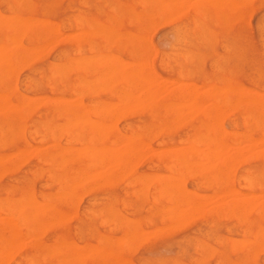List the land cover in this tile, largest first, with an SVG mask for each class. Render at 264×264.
<instances>
[{"label": "rangeland", "instance_id": "374dc122", "mask_svg": "<svg viewBox=\"0 0 264 264\" xmlns=\"http://www.w3.org/2000/svg\"><path fill=\"white\" fill-rule=\"evenodd\" d=\"M18 1L20 2L19 5H17ZM18 1L15 3L14 0H0V17L3 18H0V44L2 43L0 49L2 48L3 51L6 49L4 52L0 50V52H2V54L0 53V80L2 79L0 81V96L2 99H0L3 101L4 106L6 105L5 107H2L3 104H1L2 101H0V108H3L0 109V112H2V110L6 111V117L3 116V113H5L4 111L2 114L0 113V131L2 132L3 130L2 133H4H0L2 134L0 135V202H2L0 204V218L2 220L0 221H3V219L8 221L10 218V222L14 223L8 224V221V223L3 222V224L0 222V235H2L0 245L3 246V248L0 246L2 248L0 249V264H31L30 262L34 264H57L58 261L60 264H90V261L91 263L93 262V264H264V220L262 218L264 217V204H261L264 201V181H262L264 180V158L260 156L257 158L256 155L257 152H259V154L264 153V99L261 97L264 96V0H79L80 2L78 0H25L24 3V0ZM164 1L166 2L164 3ZM7 5L9 6L7 7ZM22 5H24L23 8L21 7ZM158 6L160 8H158ZM9 9L13 11L10 12ZM184 9H186V11ZM3 14L5 16L10 15V19L8 17L4 18L5 16ZM16 15L24 16L22 17L24 20L20 17L15 18L14 20L11 19ZM74 16L75 18H73ZM77 16L78 19L80 17V21H83H81L84 23V25L82 24L83 26L78 24L81 22L77 23ZM128 17L132 19L134 18V20H130ZM25 18L28 19L25 21ZM19 19L20 21L17 22ZM9 21L12 25L8 24L10 23ZM27 21H29V25L31 23L32 29L30 28L31 26L29 27L27 25ZM20 22L22 23V26H20ZM34 22L36 23L34 24ZM147 23H149V25ZM109 25L113 31H111ZM142 26H145L146 29ZM138 27H140L139 31H137ZM15 28L16 31L14 32L13 29L15 30ZM46 28L47 30H45ZM67 28L68 30H66ZM19 30L20 33L18 32ZM71 31L74 34L75 32H80L78 34L79 36H77V33L75 34V39L80 37V35L82 37L84 34H91L93 32L97 33L83 36V40L81 38V40L77 39L76 41L74 37L72 38L74 34H72ZM106 31H108L110 36L106 34ZM117 31H120V33ZM129 31L131 34H129ZM17 32L21 34V36H19ZM124 32L128 33L125 34ZM56 33L58 36H55ZM114 34L117 36L114 37L115 41L110 38L112 37L113 39ZM127 34L128 36H126ZM5 35L7 36L5 37ZM47 35L50 36L48 37ZM14 36L16 38L18 36L19 39L17 38V41L16 39L12 41V39L15 38ZM27 36L31 38L28 37V40ZM105 36H108L109 39H105ZM62 37L64 40L60 39ZM127 37H130V39ZM50 38H52V40H49ZM8 39L12 41V43L16 41L19 45L15 44V42L12 46V43L8 42L10 45L7 44L11 46L8 47L6 44V42L9 41ZM121 39H123V41H121ZM133 39L136 42L134 41V44H132V41L130 44L136 48L135 54L134 48L127 43ZM51 41L52 44L48 43ZM108 41H110V43ZM118 41L121 42V45L123 46H121L120 43L117 45L116 43H118ZM77 42L80 45H77ZM88 43H90V45L94 43L92 48L89 45L92 51L88 48ZM5 44L7 45L6 48H4ZM39 44H41L40 47ZM33 45H37L35 50ZM78 46L81 47L79 48V50L81 49L80 51L77 50ZM13 48L16 49V53ZM27 49H30V51H28V54L26 55ZM94 49L95 51H93ZM11 51L14 52V55L13 53H10ZM33 51H35L34 55L36 54L37 56L29 55V52H32L31 54H33ZM8 52L10 53V58ZM37 52L39 53L37 54ZM76 52L79 53L76 54ZM99 52L100 54H98ZM148 52H150V54ZM7 53L8 56L4 57ZM19 53L21 56L24 55L23 58ZM138 53L139 55L137 56L136 54ZM185 55L187 56L186 58ZM194 55L195 57H193ZM80 56H83V59H79H85L83 62L88 64L86 65L90 72L84 69L86 67L85 63L81 60L78 61V57ZM114 56H118V60H115L114 58L116 57ZM13 57L15 59H13ZM75 57L77 60H74ZM8 58L9 60H7ZM107 58H109V61H107ZM14 60L19 61L15 62ZM92 60H100V62L98 61L96 63ZM102 60L106 64L102 62ZM77 61L78 64L76 63ZM80 61L83 64L80 63ZM145 61L147 63H145L146 65H143L145 69L143 68V70H141L142 68L140 69V66H142ZM108 62H110V64ZM140 62L142 63L138 65ZM52 63L56 65V67L58 66L57 64H62V66L69 65L67 67L64 66L63 68H65V70L62 71V66H58V68H56L57 70H55ZM81 64L82 66L79 67ZM71 66H74L77 70ZM106 66L107 68L111 67V70L108 68L111 71L109 74V70L105 68ZM6 67L8 68L6 69ZM114 67L116 69H114ZM4 68L7 72H5ZM59 68L61 69L59 71L60 75L58 72ZM148 68L150 70H148ZM53 69L54 71H52ZM104 69H106V72ZM139 69L142 73L136 72ZM56 72H58L57 74L59 76L55 74ZM136 73H138V75ZM179 73H182V76H180ZM5 74L8 76L5 77ZM134 74L137 77L142 78L143 76L146 79H149L148 83L145 78H142V80H145L144 82V80L142 81ZM103 75L105 77H103ZM145 75H147V77ZM121 76H123V78L119 79ZM113 77H116V81ZM47 78H49V80ZM124 78L127 82L123 81ZM150 79H152V82ZM170 80H172V82ZM82 81L83 83L85 81V87H83V83L78 84L79 86L76 85ZM88 81L93 83H88ZM138 81L140 83L143 82L144 84L142 83V85H139ZM167 82H169V84H166ZM145 83H147V87L145 86ZM183 83L186 85V88L184 87L185 85H182ZM187 83L192 87L189 88ZM151 84L153 86H151ZM194 84L196 86H194ZM50 85H53V87L51 86L49 88ZM74 85L76 86L74 87ZM122 85H124V87H122ZM167 85L172 87H167ZM212 85L214 87H212ZM89 87L92 88L91 91L94 90L93 95H91L92 92H90ZM99 87L101 90H99ZM125 87L127 90H123L126 89ZM180 87H183V89ZM244 87L247 88L245 89ZM187 88L189 91L192 89L193 91L190 92L193 94H190V92L187 91ZM249 88H251L249 91H253V89L255 90L254 92L251 91L250 94L252 95L249 94V96H247L248 94L245 93L246 96H244L245 94L242 96L243 90L247 91ZM81 89L83 90L82 93L79 91ZM204 89H206V91ZM72 90L75 92H71ZM184 90L185 92L187 91V93H184ZM79 92L81 94H78L79 96H77V93ZM180 93L182 94L180 95ZM73 94H75L76 97H74L75 95ZM188 94L194 96L191 97ZM24 95H27L29 99L27 96L23 97ZM132 96H134V98H132ZM237 96H240V98ZM63 97H66V101ZM146 97H148V99ZM246 97L249 98L247 99ZM26 98L27 102H25ZM59 98L65 103L69 101V104L71 102L70 99L72 98V101L76 98L78 101L77 99L76 101L74 100V102H71V106L68 104V107L66 106L65 109L63 108L64 105L62 106V103L57 104ZM80 98L82 99L81 101H79ZM189 98H192V100ZM234 98L237 101H235ZM5 99H7V103L4 102ZM152 99L153 102L151 104ZM55 100L57 103H55ZM154 100L156 101L154 102ZM248 100L251 102H257H254L252 103L253 105H251V102L248 103ZM141 101L142 103H140ZM183 101H186L185 104L187 106L193 102L197 103L198 105L196 104V106H199L197 108L198 110L192 108V106L195 108V103H193L194 105L190 104V107H186L184 103H181ZM18 102H20V105H29V108L31 104V110H28V112H31L27 114L28 112L24 110L23 114V110H21L23 105L20 108ZM64 102L63 104H65ZM198 102H200L201 105ZM237 102L241 105V108H238L239 105ZM126 103L130 104V106ZM257 103H259L260 106ZM100 104H102V107ZM256 104L260 109L258 107V109L255 108ZM32 105L36 107L33 109ZM12 106L14 107L11 108ZM17 106L20 108L19 110H16L15 107ZM24 107L22 109H24ZM177 107H179V109ZM8 109H12L14 113L11 112L12 110L8 111ZM70 112L74 113V117L78 112H81L80 115L78 114L79 116L83 113L84 114L82 117H77L76 115V118H78L76 119L74 117L72 118V113ZM188 112L191 113L187 115ZM57 113L58 115L56 116ZM247 114L251 115V117ZM70 115V120H77L76 123L74 121V123L69 121ZM114 115L115 117H113ZM185 117L186 121L184 120ZM253 117L254 119L252 120ZM82 119L85 123H82ZM171 119L172 121L177 120L172 122ZM255 119H257L259 123ZM159 120L161 123H159ZM200 120L202 123H200ZM66 121L68 123H66ZM180 121L182 123H179ZM69 122L73 125L69 124ZM246 122L248 125H245ZM77 123L79 124L76 126ZM199 123L201 125H199ZM56 124L63 129L58 127L57 129L56 126L53 127V125ZM210 124L212 127H210ZM255 124L258 125L256 126ZM138 125L140 128L137 129ZM71 126H73V128ZM91 126L94 134H91L93 133L92 128H90ZM94 127L98 130H103L102 135L105 138L104 140L98 138L102 136L100 133L101 131L99 132ZM141 128L143 130H141ZM168 130H170V132ZM104 131L107 132L106 135ZM59 132L63 134V138H60L59 135L61 134ZM133 132L134 134H132ZM80 133L81 135L78 136ZM8 134L9 136L13 135L12 140ZM51 134H54L55 136L50 137ZM135 134H138V136L136 135L135 137ZM5 135L10 139V143L8 142V138H5ZM93 135H97L98 137H93ZM133 135L135 139L133 138ZM195 135H199V138H196ZM74 136L76 139H74ZM89 136L92 138H89ZM154 136L156 137L154 138ZM250 136L253 137L254 141H250ZM43 137L44 139H42ZM39 138L42 140L39 141ZM89 139H93V142ZM199 139L202 140L200 141ZM115 141L116 143H114ZM245 141H249V143H246ZM195 142H199L197 146ZM91 145H94V147L100 145V148L98 147L99 150L98 148L93 149V146ZM101 145H104V151L103 149L100 150L102 148ZM194 145L196 148L198 147L200 152H197V149L194 150ZM68 146L74 149L72 150L70 148L69 150ZM122 146H127V148H123ZM62 147L65 150L62 149ZM170 147L172 148L170 149ZM189 147H191L190 150L193 155L188 152L190 151ZM253 148H255L254 151ZM18 149L20 153L17 151ZM165 149L166 152L164 153L162 150L165 151ZM202 149L207 150H203L205 154ZM250 149L253 152L256 151L254 155L255 157L253 156L254 153L250 152ZM139 150L140 152H137ZM170 150L172 151L170 152ZM55 151L59 152L56 153ZM87 151L93 152H90V155L91 153L96 155H91L89 157L86 153ZM105 151L109 152L110 155ZM118 151L120 153H118ZM194 151L196 152L195 154ZM54 152L56 154L60 153V156L62 157L55 155ZM176 152L178 153L177 155H181L178 156L179 160L177 155H174ZM127 153H130L131 155L129 156ZM105 154L107 155V159ZM157 154H160L159 156L161 157ZM197 154L199 155L198 157ZM128 156L130 158H128ZM137 156L139 157V160ZM170 156L172 159H170ZM190 156L191 158H189ZM173 158H175L176 161ZM249 158H251V160H248ZM230 159L232 160L231 162ZM107 160H109V163ZM135 160L136 162H134ZM186 160H188L187 163ZM122 161L124 163H122ZM245 161L246 163H244ZM248 161L249 164L247 163ZM189 162H191L192 165L189 164ZM126 163L130 164V167ZM163 163H165V166ZM231 163L232 165L229 166ZM194 164H197V166ZM167 165H169V168L166 167ZM47 166L49 168L51 167L50 172L52 175L49 173V168ZM213 166H216L215 169H213ZM200 167L201 169L199 170ZM195 168L197 169L194 170ZM194 171L195 173H193ZM196 172H200L202 177ZM191 174L193 175L192 177H190ZM149 177L152 179L148 180L150 179ZM178 177H180L182 181ZM54 178L57 179L54 180ZM161 178L167 179L163 181ZM173 178L176 180H173ZM217 178L218 180H214ZM153 179L155 180L152 181ZM202 179H204V181ZM139 180L140 182H138ZM248 181L251 184H249ZM164 182L165 184H163ZM174 183H176V185H173ZM170 185L172 188H170ZM143 186H146L147 192ZM74 187L75 189H73ZM140 187L142 191L140 190ZM250 187H252V189ZM157 188L159 190H157ZM71 190L74 191L71 192ZM137 190L139 191L137 192L138 194L135 193ZM134 194L136 195L134 196ZM248 195L251 196L249 197ZM26 197H31L30 200L33 202H30L32 204L27 203L29 198ZM167 197H169L168 199L171 201L168 200ZM16 198H21L20 200L23 204L21 203L22 205H20V207H18L20 200H17ZM68 198L71 199L70 202ZM241 198H248V200L243 199V201ZM240 200H242V202ZM245 200H247L246 204ZM10 201H12V203L15 201V203L12 204ZM123 201H125V204ZM43 202L47 204H44ZM172 202L173 205H170ZM215 203L221 205H214ZM2 204L6 208H3L4 206ZM205 204L208 209L204 207ZM258 204H260L262 208ZM12 205H14L13 210L16 208L13 211L14 214H11L13 217L10 214V216L8 215V213L12 211ZM46 205H48V207H45ZM247 205L250 207H247ZM23 206H27L26 209L23 208ZM28 206H30V208ZM171 206L174 207H172L173 210L171 209ZM162 207L163 209H161ZM167 207L169 211L167 210ZM230 207H232V209ZM7 208L9 212H7ZM31 208H34V210H31ZM46 208L48 210H46ZM190 208H194L196 211L193 209L191 211ZM17 209L18 213L16 215L15 212ZM239 209H241V211ZM243 209L246 212L244 214ZM3 210L4 213L2 212ZM54 210L59 214L57 215ZM187 210L189 211L187 212ZM260 210H262V213ZM175 211L178 213H175ZM179 211L183 217L180 215ZM25 212L27 214L24 215ZM29 212L32 216L29 215ZM47 212L48 214H46ZM69 213H71V216ZM236 214L238 215L235 216ZM14 216L20 221H16ZM26 217H29L33 222H30L31 220H28ZM25 218L26 223H24ZM55 218H57L59 222L61 220L60 225ZM242 218H245V220H242ZM128 219L131 220V222ZM236 219L239 221L241 219L240 222L242 224ZM127 221L129 222L127 223ZM17 222L18 227L15 229L16 231L18 230L17 232L20 231V238L23 239L18 238L16 241L14 238L15 242H11L14 241L12 239L14 236L13 233L10 234V232L12 228L14 230L13 226L15 225L16 227ZM35 222L39 223V225L41 224L40 227L39 225L37 227V223L36 225L33 224ZM27 223L28 225L26 226ZM168 223L171 224L169 228H167L169 225ZM52 224L54 227L52 226L51 228ZM54 224L58 225L55 226ZM10 225L12 228H10ZM33 225L34 227L32 228ZM126 225H128V227ZM35 226L37 231H40L39 234L41 233L42 235H37V231L34 229ZM25 227L28 229H25ZM176 227L179 228V230ZM3 228H5L4 231ZM30 229L35 231L36 234L32 235L34 232L30 231ZM246 229H248L247 232ZM259 229H263L261 230L262 234H260L261 231ZM155 231L157 232V235L155 234ZM30 232L32 233L31 235ZM160 232L162 233L160 234ZM152 235H155V237H151ZM253 235L255 236L253 237ZM129 236H131V238ZM4 238H6L5 241ZM247 238H250L251 240H248ZM218 239L221 243L218 242ZM241 239L244 241L242 242ZM246 240L248 241L245 242ZM36 241H38L39 245H36L35 247L34 244ZM121 241L125 242V244ZM250 241H253V244L249 243ZM57 242L60 245H58ZM15 243H18V246ZM126 243H128L129 246ZM232 244L233 246L235 245L232 247V249L234 248L233 250L231 249ZM65 245H67V247ZM259 245H262V249ZM55 246L62 250L66 249L67 251H60V249ZM33 247L36 252H34ZM119 247L121 248L119 249ZM83 248H85L84 250L87 248V251H84ZM116 248H118V251H116L117 253H115ZM248 248L249 250H247ZM109 249H112V252ZM53 250L55 251V254L53 253ZM79 250L82 251L78 252ZM208 251L212 252L209 253ZM247 252L249 254H247ZM50 253L53 254V256ZM88 253L89 256L87 257ZM95 253H98L101 257L96 255L94 258ZM9 254L11 255L9 256ZM57 255H60V259L59 257L56 259ZM27 256L28 258H26ZM29 256L32 258L30 262H28L30 260ZM77 256L82 261L80 260L79 262H76L78 261V258H76ZM89 257L92 260L89 259Z\"/></svg>", "mask_w": 264, "mask_h": 264}, {"label": "bare ground", "instance_id": "6f19581e", "mask_svg": "<svg viewBox=\"0 0 264 264\" xmlns=\"http://www.w3.org/2000/svg\"><path fill=\"white\" fill-rule=\"evenodd\" d=\"M14 1H15V3H16V1H18V0H14ZM20 1H21V0H20ZM78 1H79V0H78ZM82 1H83V0H82ZM160 1H161V0H160ZM24 2H25V0L23 1V3H24ZM79 2H80V1H79ZM153 2H155V1H153ZM165 2H166V1H164V3H165ZM203 2H204V1H203ZM19 3H20V2L18 1V2H17V5H19ZM145 3H146V2H145ZM156 3H157V1H156ZM158 3H159V2H158ZM195 3H196V2H195ZM168 4H169V3H168ZM260 4H261V3H260ZM9 5H10V4H9ZM9 5H7V7H8ZM155 5H156V4H155ZM158 5H159V4H158ZM193 5H194V4H193ZM10 6H11V5H10ZM12 6H13V5H12ZM23 6H24V5H22L21 7L23 8ZM156 6H157V5H156ZM179 6H180V5H179ZM13 7H14V6H13ZM21 7H20V8H21ZM166 7H168V6H166ZM185 7H186V6H185ZM158 8H160V7L158 6ZM175 8H176V7H175ZM175 8H174V9H175ZM181 8H182V7H181ZM186 8H187V7H186ZM13 9H14V8H13ZM111 9H113V8H111ZM9 10H10V9H9ZM114 10H115V9H114ZM141 10H142V9H141ZM156 10H157V9H156ZM158 10H159V9H158ZM184 10L186 11V9H184ZM184 10H183V11H184ZM11 11H13V10H10V12H11ZM23 11H24V10H23ZM146 11H147V10H146ZM151 11H152V10H151ZM176 11H179V10H176ZM181 12H182V9H181ZM178 13H180V12H178ZM183 13H184V12H183ZM75 14H76V13H75ZM125 14H126V13H125ZM137 14H138V13H137ZM168 14H170V13H168ZM180 14H181V13H180ZM3 15H4V14H3ZM117 15H118V14H117ZM176 15H177V14H176ZM4 16H5V15H4ZM9 16H10V15H9ZM9 16H5L4 18H6V17L9 18ZM17 16H18V17H17ZM119 16H120V15H119ZM143 16H144V15H143ZM168 16H169V15H168ZM13 17H14V16H13ZM19 17L22 18V17H24V16L16 15L14 18H11V19L14 20L15 18H19ZM26 17H27V16H26ZM132 17H133V16H132ZM179 17H180V16H179ZM0 18L3 19L2 17H0ZM73 18H75V16H74ZM76 18H77L76 20H78L77 23L82 21V20H81V21L79 20L80 17H79V19H78V16H77ZM168 18H169V17H168ZM170 18H171V16H170ZM1 19H0V20H1ZM9 19H10V18H9ZM22 19L24 20V18H22ZM22 19H21V20H22ZM26 19H28V18H25V21H26ZM32 19H34V18H32ZM128 19L131 20L132 18L128 17ZM177 19H178V17H177ZM76 20H75V21H76ZM132 20H134V18H133ZM169 20H170V19H169ZM19 21H20V19L17 20V22H19ZM25 21H24V22H25ZM33 21H35V20H33ZM9 22H10V21H9ZM12 22H14V21H12ZM15 22H16V20H15ZM15 22H14V23H15ZM27 22H28L27 25H28L29 27L31 26L30 28L32 29V25H31V23H30V25H29V21H27ZM69 22H70V21H69ZM69 22H68V23H69ZM82 22H83V21H82ZM82 22H81V23H78V24H81V25L83 24V25H84V23H82ZM109 22H110V21H109ZM129 22H130V21H129ZM171 22H172V21H171ZM20 23H21V22H20ZM35 23H36V22H34V24H35ZM75 23H76V22H75ZM77 23H76V25H77ZM130 23H131V22H130ZM8 24H11V25H12L11 22L8 23ZM16 24H17V23H16ZM18 24H19V23H18ZM25 24H26V23H25ZM34 24H33V26H34ZM147 24L149 25V23H147ZM5 25H6V24H5ZM13 25H14V24H13ZM19 25H20V24H19ZM70 25H71V23H70ZM83 25H82V26H83ZM20 26H22V23H21ZM28 26H26V27H28ZM35 26H36V25H35ZM53 26H55V25H53ZM92 26H94V25H92ZM11 27H12V26H11ZM23 27H24V26H23ZM23 27H22V28H23ZM29 27H28V28H29ZM37 27H38V26H37ZM78 27H81V26H78ZM142 27H143V26H142ZM144 27H145V26H144ZM144 27H143V28H144ZM18 28H19V26H18ZM20 28H21V27H20ZM24 28H25V27H24ZM30 28H29V29H30ZM42 28H43V27H42ZM42 28H40V29H42ZM70 28H71V26H70ZM75 28H76V27H75ZM90 28H91V27H90ZM109 28H110V25H109ZM139 28H140V27H138V30H137V31H139ZM25 29H26V28H25ZM31 29H30V30H31ZM101 29H102V28H101ZM105 29H106V28H105ZM110 29H111V28H110ZM110 29H109V30H110ZM145 29H146V27H145ZM43 30H44V29H43ZM45 30H47V28H46ZM45 30H44V31H45ZM66 30H68V28H67ZM79 30H80V29H79ZM82 30H83V29H82ZM107 30H108V29H107ZM141 30H142V28H141ZM141 30H140V31H141ZM147 30H148V28H147ZM150 30H151V29H150ZM13 31L15 32V31H16V28H15V30L13 29ZM32 31H33V30H32ZM91 31H92V30H91ZM96 31H97V30H96ZM99 31H100V30H99ZM111 31H113V29H111ZM126 31H127V30H126ZM18 32L20 33V30H19ZM18 32H17V34H19ZM33 32H34V31H33ZM35 32H36V31H35ZM59 32H60V31H59ZM71 32H72V31H71ZM89 32H90V31H89ZM102 32H103V31H102ZM102 32H101V34H102ZM117 32L120 33V31H117ZM21 33H22V32H21ZM23 33H24V29H23ZM42 33H43V32H42ZM57 33H58V31H57ZM57 33H56L55 36H58ZM61 33H62V32H61ZM76 33H77V36H79L78 34H79L80 32H79V33H78V32H75V34H76ZM85 33H86V32H85ZM96 33H97V32H95V33L93 32V33H91V34H96ZM103 33H105V32H103ZM113 33H114V32H113ZM115 33H116V32H115ZM124 33L126 34V33H128V32H124ZM15 34H16V33H15ZM17 34H16V35H17ZM44 34H45V33H44ZM64 34H65V33H64ZM66 34H67V33H66ZM69 34H70V33H69ZM72 34H74V33L72 32ZM75 34H74V36H72V38L74 37V39H75V36H76ZM91 34H86V35L88 36V35H91ZM106 34L109 35V34H108V31H106ZM111 34H112V33H111ZM117 34H118V33H117ZM125 34H124V35H125ZM129 34H131L130 31H129ZM13 35H14V34H13ZM39 35H40V34H39ZM39 35H38V36H39ZM86 35L84 34V35H82V37H81V35H80V37H78L77 39H80V40H81V38H82V40H83V39H84L83 36H86ZM99 35H100V33H99ZM102 35H103V34H102ZM102 35H101V36H102ZM6 36H7V35H5V37H6ZM19 36H21V34H19ZM34 36H35V35H34ZM42 36H43V35H42ZM44 36H45V35H44ZM47 36L49 37L50 35H47ZM47 36H46V38H47ZM52 36H53V35H52ZM69 36H70V35H69ZM69 36H68V37H69ZM92 36H93V35H92ZM109 36H110V35H109ZM115 36H116V35L114 34L113 39H112V37H110L111 40H114V37H115ZM122 36H123V34H122ZM126 36H128V34H127ZM131 36H132V35H131ZM131 36H130V37H131ZM133 36H134V35H133ZM14 37H15V36H14ZM28 37H29V36H27V38H28ZM35 37H36V36H35ZM59 37H60V35H59ZM59 37H55V38H59ZM66 37H67V36H66ZM105 37H106L105 39H109L108 36H105ZM107 37H108V38H107ZM116 37H117V36H116ZM119 37H120V36H119ZM130 37H127V38L130 39ZM10 38H11V37H10ZM17 38H18V36H17ZM17 38H16V37L13 38L12 41H13L14 39H16V41H17ZM29 38H31V37H29ZM29 38H28V40H29ZM64 38H65V37H64ZM69 38H71V37H69ZM102 38H103V36H102ZM133 38H134V37H133ZM18 39H19V38H18ZM60 39H63V37L60 38ZM66 39H67V38H66ZM77 39H75V40L77 41ZM85 39H86V38H85ZM116 39H117V38H116ZM118 39H119V38H118ZM134 39H135V38H134ZM134 39H133V40H130V41H128V42L126 41V42L130 44V42L133 41L132 44H134V41H135ZM6 40H7V39H6ZM8 40H9V39H8ZM47 40H48V39H47ZM49 40H52V38H50ZM56 40H57V39H56ZM63 40H64V39H63ZM100 40H101V39H100ZM103 40H104V39H103ZM148 40H149V39H148ZM12 41L9 40V41L6 42V44H7L8 42L12 43ZM16 41H15V42H16ZM54 41H55V40H54ZM114 41H115V40H114ZM119 41H120V40H119ZM119 41H118V43H116L117 45H118L119 43H120V45H121V42H119ZM121 41H123V39H121ZM138 41H139V40H138ZM15 42H13V43H15ZM71 42H72V41H71ZM108 42L110 43V41H108ZM126 42H125V44H126ZM135 42H136V41H135ZM143 42H144V41H143ZM147 42H148V41H147ZM13 43H12V46L14 45ZM48 43H51V44H52V41H51V42H48ZM58 43H59V41H58ZM90 43H91V42H90ZM90 43H88V46L90 45ZM111 43H112V41H111ZM3 44H4V43H3ZM6 44H5L4 48H6V46H7L9 43H8L7 45H6ZM15 44H17V42H16ZM44 44H45V43H44ZM51 44H50V46H51ZM132 44H130V46H131L132 48H134V46H133ZM141 44H142V42H141ZM222 44H223V43H222ZM0 45H2V43H1ZM9 45H10V44H9ZM9 45H8V47H11V46H9ZM17 45H19V44H17ZM40 45H41V44H39V47H40ZM54 45H56V44H54ZM75 45H76V44H75ZM77 45H80V44L77 42ZM92 45H94V43H92ZM92 45H90L91 48L93 47ZM103 45H104V44H103ZM120 45H119V47H120ZM137 45H138V44H137ZM33 46H34V45H33ZM36 46H37V45H36ZM36 46H34V50H35V47H36ZM90 46H89L88 48H90ZM121 46H123V45H121ZM128 46H129V45H128ZM140 46H141V45H140ZM8 47H7V49H8ZM107 47H108V46H107ZM138 47H139V46H138ZM151 47H152V46H151ZM205 47H206V46H205ZM15 48H16V47H15ZM18 48H19V46H18ZM30 48H31V47H30ZM32 48H33V47H32ZM36 48H37V47H36ZM51 48H52V46H51ZM51 48H50V49H51ZM79 48H81V47L78 46V49H77V50H79ZM91 48H90V50H91ZM117 48H118V47H117ZM139 48H140V47H139ZM11 49H12V48H11ZM13 49H14V48H13ZM16 49H17V48H16ZM16 49H14V50H15V51H14L15 53L17 52ZM45 49H46V48H45ZM135 49H136V48H134V54H135ZM0 50H2V52H4L6 49L3 51V49L1 48ZM36 50H37V49H36ZM40 50H41V49H40ZM43 50H44V49H43ZM77 50H76V51H77ZM80 50H81V49H80ZM80 50H79V51H80ZM90 50H89V51H90ZM127 50H128V49H127ZM129 50H130V49H129ZM146 50H148V49H146ZM28 51H30V49H29V50L27 49V52L25 51V52H26V55L28 54ZM41 51H42V50H41ZM47 51H48V50H47ZM91 51H92V50H91ZM93 51H95V49H94ZM2 52H0V53L2 54ZM6 52H7V51H6ZM14 52L11 51L10 53H11V54L13 53V55H14ZM25 52H24V53H25ZM34 52H35V51H33V54H31L32 52H31V53L29 52V55H33V56H35L36 54L34 55ZM39 52H40V51H39ZM39 52H37V54H38ZM74 52H75V51H74ZM150 52H151V51H150ZM150 52H148V53L150 54ZM8 53H9V52H8ZM8 53H7L6 56H4V57H7V56H8ZM10 53H9V58L11 57V56H10ZM45 53H46V52H45ZM60 53H61V52H60ZM77 53H79V52H76V54H77ZM107 53H108V52H107ZM153 53H154V52H153ZM98 54H100V52H99ZM104 54H105V53H104ZM109 54H110V53H109ZM131 54H132V53H131ZM180 54H181V53H180ZM15 55H16V54H15ZM19 55L21 56L20 53H19ZM42 55H43V54H42ZM74 55H75V54H74ZM95 55H96V54H95ZM106 55H107V54H106ZM113 55H115V54H113ZM136 55L138 56L139 53L136 54ZM199 55H200V54H199ZM16 56H17V55H16ZM16 56H15V57H16ZM23 56H24V55H22L21 57L23 58ZM33 56H32V58H33ZM36 56H37V55H36ZM63 56H64V55H63ZM84 56H86V55H84ZM180 56H181V55H180ZM18 57H19V56H18ZM40 57H42V56H40ZM82 57H83V56H82ZM82 57H81V56L78 57V61L81 60V61L83 62L85 59L82 60V59H83ZM104 57L106 58L105 55H104ZM112 57H113V56H112ZM112 57H111V58H112ZM114 57H116V56H114ZM129 57H130V55H129ZM131 57H132V56H131ZM186 57H187V56L185 55V58H186ZM193 57H195V55H194ZM9 58H8L7 60H9ZM16 58H17V57H16ZM79 58H82V59H79ZM88 58H89V57H88ZM88 58H87V59H88ZM93 58H94V57H93ZM97 58H98V57H97ZM117 58H118V56H117L116 58H114V59L116 60ZM13 59H15V58L13 57ZM36 59H37V58H36ZM87 59H86V60H87ZM100 59H103V58H100ZM107 59H108L107 61H109V58H107ZM119 59H120V58H119ZM144 59H145V58H144ZM3 60H5V59H3ZM11 60H12V59H11ZM74 60H77L76 57H75ZM112 60H113V59H112ZM112 60H111V64H112ZM117 60H118V59H117ZM120 60H121V59H120ZM123 60H124V59H123ZM123 60H122V61H123ZM141 60H143V59H141ZM146 60H147V59H146ZM0 61H1V60H0ZM14 61H15V60H14ZM18 61H19V60L15 61V62H18ZM78 61L76 62L77 64H78ZM81 61H80V63H82ZM88 61H89V60H88ZM92 61H94V60H92ZM92 61H91V62H92ZM98 61L100 62V60H95L94 62L97 63ZM105 61H106V60H105ZM136 61H137V60H136ZM185 61H186V60H185ZM2 62H3V61H2ZM102 62H104V61L102 60ZM102 62H101V65H102ZM113 62H114V61H113ZM120 62H121V61H120ZM53 63H55V62H53ZM53 63H52V64H53ZM57 63H60V62H57ZM57 63H56V64H57ZM68 63L70 64L69 61H68ZM68 63H67V64H68ZM76 63H75V64H76ZM80 63H79V64H80ZM83 63H85V62H83ZM83 63H82V64H83ZM104 63H105V62H104ZM108 63L110 64V62H108ZM108 63H107V64H108ZM116 63H117V62H116ZM137 63H138V61H137ZM141 63H142V62H140L138 65H140ZM145 63H146V61L143 62L142 66H140V69L142 68L141 70H143V68H144L143 65H144ZM161 63H162V62H161ZM213 63H214V62H213ZM67 64H66V65H67ZM69 64H68V65H69ZM82 64L79 65V67H81ZM86 64H87V63H85V66H86V67H85V68L82 67V68H84L85 70H88V71H89V68L87 67L88 64H87V65H86ZM90 64H91V63H90ZM90 64H89V65H90ZM94 64H95V63H94ZM105 64H106V63H105ZM146 64H147V63H146ZM146 64H145V65H146ZM6 65H7V63H6ZM14 65H15V64H14ZM57 65H58V66H62V64H57ZM68 65H67V66H68ZM113 65H114V64H113ZM138 65H136V66H138ZM12 66H13V65H12ZM12 66H11V67H12ZM52 66H54V67H55V70H57L56 68H58V66L56 67V65H54V64H53ZM64 66H65V65H64ZM64 66H62L61 68H63ZM67 66H65V67H67ZM98 66H99V65H98ZM108 66H109V65H108ZM0 67H1V66H0ZM9 67H10V65H9ZM54 67H53V68H54ZM71 67H72V68H75L74 66H71ZM77 67H78V65H77ZM89 67H91V66H89ZM102 67H103V65H102ZM112 67H113V66H112ZM7 68H8V67H6V69H7ZM87 68H88V69H87ZM105 68H107V66H106ZM108 68L111 70V67H108ZM108 68H107V69H108ZM136 68H137V67H136ZM138 68H139V67H138ZM0 69H1V68H0ZM4 69H5V68H4ZM4 69H3V70H4ZM6 69H5V72H7ZM68 69H69V68H68ZM75 69L77 70V68H75ZM75 69H74V70H75ZM109 69H108V70H109ZM114 69H116V68L114 67ZM117 69H118V68H117ZM140 69H139L138 71H136V72H141ZM144 69H145V68H144ZM8 70H9V69H8ZM60 70H61V69L59 68V69H58V72H59ZM64 70H65V68H63L62 71H64ZM66 70H67V69H66ZM105 70H106V69H104V71H105ZM110 70H109L108 74L111 72ZM118 70H119V69H118ZM136 70H137V69H136ZM148 70H150V69L148 68ZM187 70H188V69H187ZM1 71H2V70H1ZM36 71H37V70H36ZM52 71H54V69H53ZM82 71H83V69H82ZM95 71H96V70H95ZM95 71H93V72H95ZM104 71H103V72H104ZM113 71H115V70H113ZM3 72H4V71H3ZM5 72H4V73H5ZM58 72H56L55 74L58 75V74H57ZM89 72H90V71H89ZM105 72H106V71H105ZM121 72H122V71H121ZM144 72H145V70H144ZM153 72H154V71H153ZM4 73H3V74H4ZM119 73H120V72H119ZM141 73H142V72H141ZM114 74H115V73H114ZM120 74H121V73H120ZM120 74H119V75H120ZM136 74L138 75V73H136ZM53 75H54V74H53ZM56 75H54V76H56ZM59 75H60V72H59ZM59 75H58V76H59ZM63 75H64V74H63ZM86 75H87V74H86ZM122 75H123V74H122ZM134 75H135V74H134ZM179 75L182 76V73H179ZM7 76H8V75L5 74V77H7ZM111 76H112V75H111ZM135 76H136V75H135ZM139 76H140V75H139ZM141 76H142V75H141ZM145 76L147 77V75H145ZM187 76H188V75H187ZM1 77H2V74H1ZM40 77H41V75H40ZM61 77H63V76H61ZM103 77H105V76L103 75ZM116 77H117V76H116ZM116 77H115V78H116ZM136 77H137V76H136ZM155 77H156V76H155ZM113 78H114V77H113ZM115 78H114V80L116 81ZM117 78H118V77H117ZM121 78H123V76H121L119 79H121ZM137 78H140V77H137ZM142 78H145V77L142 76ZM142 78H140V79L142 80ZM47 79L49 80V78H47ZM59 79H60V78H59ZM119 79H118V80H119ZM135 79H136V78H135ZM140 79H139V81H140ZM145 79H146V78H145ZM251 79H252V78H251ZM1 80H2V79H1ZM1 80H0V81H1ZM127 80H128V79H127ZM129 80H130V79H129ZM143 80H144V79H143ZM143 80H142V81H143ZM146 80H147L146 82L148 83V80H149V79H146ZM150 80H151V82H152V79H150ZM220 80H221V79H220ZM60 81H61V79H60ZM123 81H126L125 78H124ZM135 81H136V80H135ZM139 81H138V82H139ZM170 81L172 82V80H170ZM175 81H176V80H175ZM177 81H178V80H177ZM223 81H224V80H223ZM48 82H50V81H48ZM86 82H87V81H86ZM90 82H91V81H90ZM90 82L88 81V83H90ZM103 82H104V81H103ZM126 82H127V81H126ZM144 82H145V80H144ZM149 82H150V81H149ZM171 82H170V83H171ZM221 82H222V80H221ZM81 83H83V81L77 83L76 85L81 84ZM84 83H85V81H84ZM84 83H83V87H85V85H86V84H84ZM91 83H93V82H91ZM142 83H143V82H142ZM142 83L139 82V85H140V84L142 85ZM147 83H145V86L147 85ZM178 83H180V82H178ZM217 83H218V82H217ZM108 84H109V83H108ZM108 84H107V87H108ZM112 84H114V83H112ZM143 84H144V83H143ZM166 84H169V82H167ZM187 84H188V86H189V83H187ZM190 84H191V82H190ZM47 85H48V84H47ZM47 85H46V86H47ZM61 85H62V84H61ZM76 85H74V87H75ZM89 85H90V84H89ZM91 85H92V84H91ZM161 85H162V84H161ZM182 85H185V84L183 83ZM182 85H181V86H182ZM51 86L53 87V85H50L49 88H50ZM64 86H65V83H64ZM78 86H79V85H78ZM145 86H144V87H145ZM151 86H153V85L151 84ZM176 86H177V85H176ZM194 86H196V85L194 84ZM197 86H198V85H197ZM234 86H236V85H234ZM240 86H242V85H240ZM263 86H264V84H263ZM36 87H37V86H36ZM92 87H93V86H92ZM122 87H124V85H122ZM127 87H128V86H127ZM146 87H147V86H146ZM167 87H172V86H168V85H167ZM173 87H175V86H173ZM184 87L186 88V85H185ZM190 87H192V86H189V88H190ZM199 87H200V86H199ZM201 87H202V86H201ZM205 87H206V85H205ZM212 87H214V86L212 85ZM11 88H12V87H11ZM64 88H65V87H64ZM110 88H111V87H110ZM125 88H126V87H125ZM176 88H177V87H176ZM178 88H179V85H178ZM178 88H177V89H178ZM180 88L183 89V87H180ZM185 88H184V89H185ZM206 88H207V87H206ZM244 88H245V87H244ZM246 88H247V87H246ZM246 88H245V89H246ZM31 89H32V88H31ZM60 89H61V88H60ZM91 89H92V88L89 87L90 92H92L91 95H93V94H94V90L91 91ZM148 89H149V88H148ZM151 89H152V88H151ZM161 89H162V88H161ZM174 89H175V88H174ZM187 89H188V88H187ZM194 89H196V88H194ZM200 89H201V88H200ZM208 89H209V88H208ZM208 89H207V90H208ZM211 89H212V88H211ZM211 89H210V91H211ZM250 89H251V88H249L247 91H246V90H245V91L243 90L242 96H243V94H245V93L248 94L247 96H249V94H250L251 91H252V90L249 91ZM261 89H263V88H261ZM11 90H12V89H11ZM87 90H88V86H87ZM87 90H84V91H87ZM99 90H101L100 87H99ZM123 90H127V88H126V89H123ZM128 90H129V88H128ZM179 90H180V89H179ZM185 90H186V89H185ZM185 90H184V93H187V91H189V89H188L186 92H185ZM204 90L206 91V89H204ZM79 91H81V93L83 92L82 89L79 90ZM105 91H106V90H105ZM105 91H104V92H105ZM120 91H121V90H120ZM141 91H143V90H141ZM145 91H146V90H145ZM151 91H152V90H151ZM151 91H149V92H151ZM170 91H171V89H170ZM177 91H178V90H177ZM190 91H193V90L190 89ZM190 91H189V92H190ZM196 91H197V90H196ZM198 91H199V90H198ZM205 91H204V92H205ZM212 91H213V89H212ZM254 91H255V90L253 89L252 92H254ZM256 91H257V90H256ZM51 92H52V91H51ZM71 92L74 93L75 91L72 90ZM77 92H78V91H77ZM127 92H128V91H127ZM159 92H160V91H159ZM178 92H180V91H178ZM194 92H195V91H194ZM208 92H209V90H208ZM81 93H80V92L77 93V96H79ZM84 93H86V92H84ZM129 93H130V92H129ZM151 93H152V92H151ZM78 94H79V95H78ZM124 94H125V93H124ZM131 94H132V93H131ZM131 94H130V95H131ZM181 94H182V93H180V95H181ZM190 94H193V93L190 92ZM190 94H188V95H190ZM235 94H237V93H235ZM235 94H234V95H235ZM238 94H239V93H238ZM246 94H245L244 96H246ZM255 94H256V92H255ZM263 94H264V93H263ZM22 95H23V94H22ZM73 95H75V94H73ZM109 95H110V93H109ZM111 95H112V94H111ZM121 95H122V94H121ZM127 95H128V94H127ZM150 95H151V94H150ZM158 95H159V94H158ZM160 95H161V93H160ZM180 95H178V96H180ZM250 95H252V94H250ZM2 96H3V95H2ZM18 96H19V95H18ZM25 96H27V95H24L23 97H25ZM116 96H118V95H116ZM119 96H120V95H119ZM124 96H125V95H124ZM142 96H143V95H142ZM142 96H141V98H142ZM148 96H149V95H148ZM152 96H153V95H152ZM152 96H151V97H152ZM164 96H165V95H164ZM190 96H191V95H190ZM193 96H194V95H192L191 97H193ZM5 97H6V96H5ZM7 97H8V96H7ZM58 97H59V96H58ZM74 97H76V95H75ZM122 97H123V95H122ZM158 97H159V96H158ZM188 97H189V96H188ZM237 97L240 98V96H237ZM261 97H263L262 99H264V96H261ZM0 98L2 99L1 96H0ZM27 98H28V96H27ZM27 98H26V101L24 100L25 102H27ZM63 98H64V97H63ZM65 98H66V97H65ZM65 98H64V99H65ZM82 98H83V97H82ZM118 98H121V97H118ZM118 98H117V99H118ZM132 98H134V96H132ZM146 98L148 99V97H146ZM246 98L248 99L249 97H246ZM1 99H0V101H2ZM7 99H8V98H7ZM7 99H5L4 102L7 103ZM21 99H22V97H21ZM21 99H20V100H21ZM24 99H25V98H24ZM28 99H29V98H28ZM64 99H63V100H64ZM72 99H73V98H72ZM72 99H70V101H71V102H74V100L76 101L77 98L74 99L73 101H72ZM150 99H151V98H150ZM154 99H155V98H154ZM157 99H158V98H157ZM162 99H163V98H162ZM189 99L192 100V98H189ZM234 99H235V98H234ZM243 99H245V98H243ZM56 100H57V98H56ZM56 100H55V103H57ZM61 100H62V99L59 98V102H58L57 104L62 103V106H63V105L65 106V107L63 106V108L66 109V106L68 107L69 101H67L68 103H67V102L65 103V102L63 101V102L65 103V104H63V102H62ZM68 100H69V99H68ZM81 100H82V99L80 98L79 101H81ZM98 100H99V99H98ZM119 100H120V99H119ZM119 100H118V101H119ZM122 100H124V99H122ZM125 100H126V99H125ZM127 100H128V99H127ZM131 100H132V99H131ZM139 100H140V99H139ZM52 101H53V100H52ZM65 101H66V99H65ZM77 101H78V99H77ZM129 101H130V100H129ZM155 101H156V100H154V102H155ZM186 101H187V98H186ZM186 101H183V102H181V103H182V104H183V103L185 104ZM188 101H190V100H188ZM235 101H237V100L235 99ZM244 101H245V100H244ZM8 102H10V101H8ZM21 102H22L23 104H25L23 101H21ZM71 102H70V104H69L70 106H71ZM131 102H132V101H131ZM145 102H146V101H145ZM152 102H153V99L151 100V104H152ZM171 102H172V101H171ZM249 102H251V101L248 100V103H249ZM254 102H257V101H253V102H251V105H253L252 103H254ZM6 103H5V104H6ZM10 103H11V102H10ZM19 103H20V102H18V104H19ZM53 103H54V102H53ZM55 103H54V104H55ZM98 103H100V102H98ZM128 103H129V102H128ZM140 103H142V101H141ZM147 103H148V102H147ZM189 103H190V102H189ZM193 103H195V102H193ZM193 103H192V104H193ZM198 103L200 104V102H198ZM239 103H240V102H239ZM1 104H3L2 107H5V106H6V105L4 106L3 101H2ZM1 104H0V105H1ZM18 104H17V105H18ZM23 104H22V105H23ZM28 104H29V103H28ZM42 104H43V103H42ZM44 104H45V103H44ZM66 104H67V105H66ZM78 104H79V103H78ZM80 104H81V102H80ZM85 104H86V103H85ZM85 104H83V105H85ZM88 104H89V103H88ZM91 104H92V103H91ZM91 104H90V105H91ZM106 104H107V103H106ZM126 104H127V103H126ZM143 104H144V103H143ZM149 104H150V103H149ZM168 104H169V103H168ZM190 104H191V103H190ZM190 104H188V106H187L186 104H185V105H186V107H190V106L192 105V104H191V105H190ZM196 104H197V103H195V105L193 104V105L195 106V108L192 106V108L195 109V110L199 107V106L197 107ZM234 104H235V103H234ZM234 104H233V105H234ZM237 104H238V102H237ZM245 104H246V102H245ZM257 104L260 106L259 103H257ZM257 104H256V107H255V108L258 107V108L260 109V107H259ZM19 105H20V104H19ZM19 105H18V106H19ZM22 105H20V108H21ZM26 105H27V104H26ZM26 105H23V107L25 106L24 109H22L23 107L21 108V110H23V111H22L23 114H24V110H26V112H28V110H31V104H30V108H29V105H28V106H26ZM75 105H76V104H75ZM94 105H95V104H94ZM100 105H101V107H102V104H100ZM127 105L130 106V104H127ZM135 105H136V104H135ZM146 105H147V104H146ZM166 105H167V104H166ZM178 105H179V104H178ZM197 105H198V104H197ZM200 105H201V104H200ZM238 105H239V104H238ZM8 106H9V105H8ZM8 106H7V107H8ZM18 106L15 107L16 110H19V109H20ZM32 106H33V109L36 107V106L34 107V105H32ZM40 106H41V105H40ZM72 106H74V105H72ZM92 106H93V105H92ZM108 106H109V105H108ZM151 106H153V105H151ZM179 106H180V105H179ZM211 106H212V105H211ZM240 106H241V105H239L238 108H239ZM247 106H248V105H247ZM247 106H246V107H247ZM2 107H1V108H2ZM9 107H10V106H9ZM9 107H8V108H9ZM13 107H14V106H12L11 108H13ZM27 107H28V108H27ZM76 107H78V106H76ZM76 107H75V108H76ZM125 107H126V106H125ZM137 107H138V105H137ZM148 107H149V105H148ZM1 108H0V109H1ZM17 108H18V109H17ZM84 108H85V107H84ZM87 108H88V107H87ZM127 108H128V107H127ZM164 108H165V107H164ZM177 108L179 109V107H177ZM184 108H185V106H184ZM235 108H237V107H235ZM240 108H241V107H240ZM258 108H257V109H258ZM2 109H3V108H2ZM4 109H6V108H4ZM33 109H32V110H33ZM54 109H55V108H54ZM56 109H57V108H56ZM60 109H61V107H60ZM65 109H64V110H65ZM114 109H115V108H114ZM186 109H187V108H186ZM186 109H185V110H186ZM250 109H251V108H250ZM11 110H12V109H11ZM11 110L8 109V111H11ZM14 110H15V109H14ZM16 110H15V112H16ZM58 110H59V109H58ZM83 110H84V109H83ZM115 110H117V109H115ZM120 110H123V109H120ZM120 110H119V111H120ZM125 110H127V109H125ZM164 110H165V109H164ZM197 110H198V109H197ZM199 110H200V109H199ZM204 110H205V109H204ZM243 110H244V109H243ZM0 111H1V110H0ZM3 111H4V110H2V112H0V113L2 114ZM8 111H7V112H8ZM33 111H35V110H33ZM59 111H60V110H59ZM59 111H58V112H59ZM61 111H62V110H61ZM181 111H182V110H181ZM188 111H190V110H188ZM202 111H203V110H202ZM4 112H5V113H3V116L6 115V111H4ZM11 112H13V110H12ZM29 112H31V111H29ZM29 112H28L27 114H29ZM63 112H66V111H63ZM67 112H68V111H67ZM124 112L127 113L126 111H124ZM205 112H206V111H205ZM13 113H14V112H13ZM70 113H72V112H70ZM80 113H81V112L76 113V114H75V117L73 116L74 113H72V114H71V115H72V118H73V117L76 118V115H77V117H82V115H83L84 113L81 114V116H79ZM103 113H104V112H103ZM131 113H132V112H131ZM190 113H191V112H190ZM190 113L188 112L187 115H189ZM192 113H193V112H192ZM59 114H60V112H59ZM63 114H64V113H63ZM78 114H79V115H78ZM129 114H130V112H129ZM153 114H154V113H153ZM180 114H181V113H180ZM194 114H195V113H194ZM202 114H203V113H202ZM248 114H250V113H248ZM248 114H247V115H248ZM7 115H8V114H7ZM57 115H58V113L56 114V116H57ZM71 115L69 116V121H71L72 123H74V122L76 123L77 120L75 121V120L72 119V118H71L72 120H70ZM99 115H100V114H99ZM151 115H152V114H151ZM173 115H174V114H173ZM247 115H246V116H247ZM26 116H27V115H26ZM102 116H103V115H102ZM109 116H110V115H109ZM152 116H153V115H152ZM174 116H175V115H174ZM176 116H177V115H176ZM183 116H184V115H183ZM203 116H204V114H203ZM248 116L251 117V115H248ZM248 116H247V117H248ZM5 117H6V116H5ZM67 117H68V116H67ZM111 117H112V115H111ZM113 117H115V115H114ZM180 117H181V116H180ZM241 117H242V116H241ZM23 118H24V116H23ZM151 118H152V117H151ZM173 118H174V117H173ZM183 118H184V117H183ZM248 118H249V117H248ZM76 119H78V118H76ZM108 119H109V118H108ZM152 119H153V118H152ZM174 119H175V118H174ZM249 119H250V118H249ZM253 119H254V117L252 118V120H253ZM20 120H21V119H20ZM176 120H177V119H176ZM176 120H175V121H176ZM181 120H182V119H181ZM184 120L186 121V117H185ZM243 120H244V119H243ZM255 120L259 123V121H258L259 118H258V120H257V119H255ZM73 121H74V122H73ZM80 121H81V118H80ZM80 121H79V122H80ZM97 121H98V120H97ZM171 121H172V119H171ZM175 121H172V122H175ZM182 121H183V120H182ZM185 121H184V122H185ZM245 121H247V120H245ZM256 121H255V122H256ZM100 122H101V121H100ZM184 122H183V123H184ZM257 122H256V123H257ZM66 123H68V122L66 121ZM82 123H85V121L83 122V119H82ZM101 123H102V122H101ZM159 123H161L160 120H159ZM179 123H182V122L180 121ZM200 123H202L201 120H200ZM200 123H199V125H201ZM215 123H216V122H215ZM215 123H214V124H215ZM243 123H245V122H243ZM69 124H71V123L69 122ZM78 124H79V123H77L76 126H77ZM176 124H177V123H176ZM214 124H213V126H214ZM29 125H30V124H29ZM31 125H33V124H31ZM41 125H42V124H41ZM57 125H58V124L53 125V127L56 126V128H57V127H58ZM71 125H73V124H71ZM100 125H101V124H100ZM180 125H181V124H180ZM202 125H203V124H202ZM236 125H237V124H236ZM245 125H248L247 122H246ZM249 125H250V121H249ZM255 125L257 126L258 124H255ZM260 125H261V124H260ZM262 125H263V123H262ZM74 126H75V125H74ZM93 126H95V125H93ZM128 126H129V125H128ZM135 126H137V125H135ZM177 126H178V125H177ZM203 126H204V125H203ZM203 126H202V128H203ZM44 127H45V126H44ZM51 127H52V126H51ZM71 127L73 128V126H71ZM101 127H102V126H101ZM103 127H104V126H103ZM126 127H127V126H126ZM173 127H174V125H173ZM210 127H212L211 124H210ZM250 127H252V126H250ZM258 127H259V126H258ZM263 127H264V126H263ZM45 128H46V127H45ZM45 128H44V129H45ZM56 128H54V129H56ZM58 128L63 129V128H61V127H58ZM58 128H57V129H58ZM72 128H71V129H72ZM90 128H92V126H91ZM94 128H96V127H94ZM104 128H105V127H104ZM112 128H113V127H112ZM138 128H140L139 125H138L137 129H138ZM161 128H162V127H161ZM189 128H190V127H189ZM200 128H201V127H200ZM206 128H207V127H206ZM206 128H205V130H206ZM248 128H249V127H248ZM42 129H43V127H42ZM51 129H52V128H51ZM65 129H66V128H65ZM100 129H101V128H100ZM109 129H110V127H109ZM174 129H175V127H174ZM178 129H179V128H178ZM252 129H253V128H252ZM256 129H257V127H256ZM256 129H255V130H256ZM0 130H1V129H0ZM7 130H8V129H7ZM18 130H19V129H18ZM35 130H36V129H35ZM35 130H34V131H35ZM74 130H75V129H74ZM96 130H98V129L96 128ZM104 130H105V129H104ZM116 130H117V129H116ZM141 130H143V129L141 128ZM160 130H161V129H160ZM50 131H53V130H50ZM75 131H76V130H75ZM75 131H74V133H75ZM88 131H89V130H88ZM98 131L100 132L101 130H98ZM98 131H97V133H98ZM102 131H103V130H102ZM102 131L100 132L101 135L103 134ZM106 131H107V130H106ZM106 131H104V132H105V135H106V133H107ZM117 131H118V130H117ZM133 131H134V130H133ZM168 131L170 132V130H168ZM2 132H3V130H2ZM2 132L0 131V133H2ZM16 132H17V131H16ZM18 132H19V131H18ZM45 132H46V130H45ZM65 132H66V130H65ZM79 132H80V131H79ZM92 132H93V133H91V134H94L93 128H92ZM131 132H132V131H131ZM134 132H135V131H134ZM134 132H133L132 134H134ZM146 132H147V131H146ZM146 132H145V133H146ZM252 132H253V131H252ZM6 133H7V131H6ZM19 133H20V132H19ZM35 133H36V131H35ZM50 133H51V132H50ZM52 133H53V132H52ZM59 133H60V132H59ZM72 133H73V132H72ZM72 133H71V134H72ZM76 133H77V132H76ZM100 133H99V134H100ZM136 133H137V132H136ZM202 133H203V132H202ZM2 134H4V133H2ZM2 134H0V135H2ZM14 134H15V133H14ZM16 134H17V133H16ZM54 134H55V133H54ZM54 134H51L50 137L55 136ZM60 134H61V133H60ZM91 134H90V135H91ZM99 134H97V135L100 136ZM157 134H158V133H157ZM37 135H38V134H37ZM40 135H42V134H40ZM66 135H67V134H66ZM79 135H81V133L78 134V136H79ZM97 135H93V137H94V136H97ZM136 135L138 136V134H135V137H136ZM200 135H201V134H200ZM3 136H4V135H3ZM8 136H9V134H8ZM17 136H18V135H17ZM35 136H36V134H35ZM59 136H60V138H61V137L63 136V134H61V135H59ZM98 136H97V137H98ZM129 136H130V134H129ZM195 136H196V135H195ZM198 136H199V135H198ZM198 136H196V138H197ZM202 136H203V135H202ZM9 137H11V138H10L11 140L13 139V138H12L13 135H11V136H9ZM44 137H45V136H44ZM44 137H43L42 139H44ZM107 137H108V136H107ZM155 137H156V136H154V138H155ZM187 137H188V134H187ZM5 138H8V137L5 135ZM5 138H4V139H5ZM53 138H54V137H53ZM62 138H63V137H62ZM89 138H92V137L89 136ZM98 138H99V139L102 138V140L105 139V138L103 137V135H102L101 137H98ZM115 138H116V137H115ZM133 138H134V135H133ZM133 138H132V139H133ZM198 138H199V137H198ZM201 138H202V137H201ZM4 139H3V140H4ZM10 139L8 138V142H9ZM42 139H41V140H42ZM74 139H76L75 136H74ZM93 139H95V138H93ZM93 139H91L92 142H93ZM129 139H130V137H129ZM132 139H131V141H132ZM134 139H135V138H134ZM181 139H182V138H181ZM249 139H250V141H254V139H253L252 136H250ZM38 140L41 141L40 138H39ZM50 140H51V139H50ZM50 140H49V141H50ZM53 140H54V139H53ZM77 140H78V139H77ZM89 140H90V139H89ZM91 140H90V141H91ZM112 140H114V139H112ZM182 140H183V139H182ZM199 140H200V139H199ZM201 140H202V139H201ZM201 140H200V141H201ZM203 140H204V138H203ZM5 141H6V139H5ZM5 141H4V142H5ZM24 141H25V140H24ZM58 141H59V140H58ZM78 141H79V140H78ZM96 141H97V138H96ZM96 141H95V142H96ZM99 141H100V140H99ZM99 141H98V142H99ZM180 141H181V140H180ZM180 141H178V142H180ZM186 141H187V140H186ZM55 142H56V141H55ZM62 142H63V141H62ZM65 142H66V141H65ZM101 142H102V141H101ZM122 142H123V141H122ZM125 142H126V141H125ZM142 142H143V141H142ZM157 142H158V141H157ZM181 142H182V141H181ZM193 142H194V140H193ZM245 142H246V143H249V141H245ZM5 143H7V142H5ZM9 143H10V142H9ZM67 143H68V141H67ZM90 143H91V142H90ZM114 143H116V141H115ZM117 143H118V142H117ZM126 143H127V142H126ZM126 143H125V144H126ZM129 143H130V142H129ZM190 143H191V142H190ZM198 143H199V142H198ZM198 143L195 142L196 146H197ZM57 144H58V142H57ZM57 144H56V145H57ZM122 144H123V143H122ZM182 144H183V143H182ZM185 144H186V143H185ZM188 144H189V143H188ZM188 144H187V145H188ZM202 144H203V143H202ZM54 145H55V144H54ZM61 145H62V143H61ZM80 145H81V144H80ZM129 145H130V144H129ZM129 145H128V146H129ZM191 145H193V144H191ZM247 145H248V144H247ZM91 146H93V149H95V148H98L100 145H99V146H96V147H94V145H91ZM91 146H90V147H91ZM101 146H102V145H101ZM107 146H108V145H107ZM109 146H110V145H109ZM184 146H185V145H184ZM189 146H190V145H189ZM196 146L194 145V147H195L194 150L197 149L196 151L198 152L199 150H198V147L196 148ZM198 146H199V145H198ZM68 147H69V150H70L71 147H70V146H68ZM72 147H73V146H72ZM82 147H83V146H82ZM90 147H89V148H90ZM103 147H104V145L102 146V148H101L100 150H102ZM122 147H123V146H122ZM122 147H120V148H122ZM180 147H181V146H180ZM199 147H200V146H199ZM252 147H254V146H252ZM99 148H100V147H99ZM99 148H98V150H99ZM108 148H109V147H108ZM123 148H127V146H124ZM156 148H157V147H156ZM171 148H172V147H170V149H171ZM173 148H174V147H173ZM184 148H185V147H184ZM190 148H191V147H189V150H190ZM202 148H203V146H202ZM217 148H218V146H217ZM250 148H251V146H250ZM62 149H64V148L62 147ZM71 149H72V148H71ZM73 149H74V148H73ZM73 149H72V150H73ZM106 149H107V148H106ZM110 149H111V148H110ZM159 149H160V148H159ZM174 149H176V148H174ZM182 149H183V147H182ZM186 149H188V148H186ZM186 149H185V150H186ZM20 150H21V148H20ZM64 150H65V149H64ZM90 150H91V149H90ZM111 150H112V149H111ZM154 150H155V149H154ZM160 150H161V149H160ZM179 150H180V149H179ZM203 150H204V149H202V151H203ZM220 150H221V149H220ZM222 150H223V149H222ZM246 150H247V149H246ZM250 150H251V149H250ZM254 150H255V148H253V151H254ZM17 151H19V149H18ZM26 151H27V149H26ZM92 151H93V150H92ZM92 151H90V152H92ZM103 151H104V149H103ZM103 151H102V153H103ZM106 151H107V150H106ZM106 151H105V152H106ZM108 151H109V149H108ZM141 151H142V149H141ZM155 151H157V150H155ZM158 151H159V150H158ZM162 151L165 153V152H166V149H165V151H164V150H162ZM168 151H169V149H168ZM171 151H172V150H170V152H171ZM177 151H178V149H177ZM182 151H184V150H182ZM187 151H188V150H187ZM190 151H191V150H190ZM190 151H188V152H189V153H192V151H191V152H190ZM204 151H207V150L205 149ZM204 151H203V153L205 154ZM253 151L251 150L250 152H251V153H254V154H253V156H254L256 151H255V152H253ZM55 152L58 153L59 151H55ZM55 152H54V153H55ZM90 152H88V151L86 152L87 155H88L89 157H90L91 155H96V154H92L93 152H92L91 155H90V154H89ZM99 152H100V151H99ZM112 152H113V151H112ZM137 152H140V150L137 151ZM163 152H161V153H163ZM180 152H181V150H180ZM199 152H200V151H199ZM209 152H210V151H209ZM19 153H20V151H19ZM19 153H18V154H19ZM56 153H55V155H57V156L59 155V157H62V156H60V153H59V154H56ZM83 153H84V152H83ZM106 153L109 154V152H106ZM118 153H120V152L118 151ZM118 153H117V154H118ZM146 153H147V152H146ZM149 153H150V152H149ZM152 153H153V152H152ZM158 153H159V152H158ZM161 153H160V154H161ZM164 153H163V154H164ZM174 153H175V151H174ZM185 153H187V152H185ZM189 153H188V154H189ZM195 153H196V152L194 151V154H195ZM23 154H24V153H23ZM98 154H99V153H98ZM103 154H104V153H103ZM127 154H128V153H127ZM127 154H126V156H127ZM136 154H137V153H136ZM141 154H142V153H141ZM153 154H154V153H153ZM160 154H159V155H160ZM163 154H162V155H163ZM177 154H178V153L176 152V154H174V155H177ZM179 154H181V153H179ZM198 154H199V153H198ZM198 154H197V157L199 156ZM206 154H207V153H206ZM16 155H17V154H16ZM19 155H20V154H19ZM28 155H29V154H28ZM82 155H84V154H82ZM82 155H81V156H82ZM100 155H101V153H100ZM105 155H106V154H105ZM109 155H110V154H109ZM121 155H122V154H121ZM128 155L130 156L131 154L129 153ZM139 155H140V154H139ZM143 155H144V153H143ZM148 155H149V154H148ZM157 155H158V154H157ZM159 155H158V156H159ZM192 155H193V153H192ZM247 155H248V154H247ZM256 155H257V158H258V156L264 158V153H260V154H259V152H257ZM23 156H24V155H23ZM26 156H27V155H26ZM129 156H128V158H130ZM155 156H156V154H155ZM165 156H166V155H165ZM178 156H181V155H177V158H178ZM184 156H185V155H184ZM234 156H236V155H234ZM249 156H250V154H249ZM27 157H28V156H27ZM59 157H58V158H59ZM77 157H78V156H77ZM110 157H112V156H110ZM137 157H138V156H137ZM159 157H161V156H159ZM247 157H248V156H247ZM254 157H255V156H254ZM64 158H65V157H64ZM93 158H94V156H93ZM175 158H176V157H175ZM175 158H173V159H175ZM185 158H186V157H185ZM189 158H191V156H190ZM230 158H231V157H230ZM234 158H235V157H234ZM234 158H233V159H234ZM252 158H253V157H252ZM85 159H86V158H85ZM88 159H91V158H88ZM106 159H107V155H106ZM170 159H172L171 156H170ZM236 159H237V157H236ZM254 159H255V158H254ZM125 160H126V159H125ZM125 160H123V161H125ZM138 160H139V157H138ZM159 160H160V159H159ZM178 160H179V158H178ZM178 160H177V161H178ZM234 160H235V159H234ZM248 160H251V158H249ZM107 161H108V163H109V160H107ZM123 161H122V163H124ZM170 161H171V160H170ZM175 161H176V159H175ZM195 161H198V160H195ZM231 161H232V160L230 159V162H231ZM246 161H247V160H246ZM246 161H245L244 163H246ZM47 162H48V161H47ZM71 162H74V161H71ZM89 162H90V160H89ZM113 162H114V161H113ZM129 162H130V161H129ZM134 162H136V160H135ZM139 162H140V161H139ZM178 162H179V161H178ZM187 162H188V160H186V163H187ZM193 162H194V160H193ZM233 162H234V161H233ZM233 162H232V163H233ZM238 162H239V161H238ZM44 163H46V162H44ZM87 163H88V162H87ZM110 163H111V162H110ZM119 163H120V162H119ZM152 163H153V162H152ZM197 163H198V162H197ZM232 163H231L229 166H231ZM247 163L249 164V161H248ZM0 164H1V163H0ZM46 164H47V163H46ZM64 164H65V162H64ZM126 164H127V163H126ZM130 164H131V162H130ZM130 164H127V165H129V167H130ZM133 164H134V163H133ZM133 164H132V166H133ZM163 164H164V166H165V163H163ZM170 164H172V163H170ZM170 164H169V165H170ZM189 164H191V162H189ZM233 164H234V163H233ZM49 165H50V163H49ZM122 165H123V164H122ZM134 165H135V164H134ZM169 165H167L166 167L169 168V167H168ZM178 165H179V164H178ZM178 165H177V166H178ZM191 165H192V164H191ZM194 165L197 166V164H194ZM235 165H236V164H235ZM132 166H131V167H132ZM196 166H194V167H196ZM198 166H199V165H198ZM216 166H217V165H216ZM216 166H215V167H216ZM4 167H5V166H4ZM7 167H8V166H7ZM7 167H6V168H7ZM47 167H48V166H47ZM85 167H86V166H85ZM85 167H84V168H85ZM121 167H123V166H121ZM124 167H125V166H124ZM133 167H134V166H133ZM175 167H176V164H175ZM175 167H174V168H175ZM186 167H187V166H186ZM189 167H190V166H189ZM201 167H202V166H201ZM201 167L199 168V170L201 169ZM213 167H214V166H213ZM215 167H214L213 169H215ZM217 167H219V166H217ZM48 168H49V167H48ZM50 168H51V167H50ZM50 168H49V173H51V172H50ZM54 168H55V167H54ZM87 168H88V166H87ZM116 168H117V167H116ZM170 168H171V167H170ZM187 168H188V167H187ZM4 169H5V168H4ZM67 169H70V168H67ZM71 169H72V168H71ZM196 169H197V168H195L194 170H196ZM213 169H212V170H213ZM216 169H217V168H216ZM218 169H220V168H218ZM222 169H223V168H222ZM12 170H13V169H12ZM51 170H53V169H51ZM56 170H57V169H56ZM129 170H130V169H129ZM204 170H205V169H204ZM247 170H248V169H247ZM5 171H6V170H5ZM75 171H77V170H75ZM83 171H84V170H83ZM119 171H120V170H119ZM121 171H122V169H121ZM130 171H131V170H130ZM130 171H129V172H130ZM132 171H133V170H132ZM202 171H203V169H202ZM205 171H206V170H205ZM205 171H204V172H205ZM216 171H218V170H216ZM223 171H225V170H223ZM6 172H7V171H6ZM10 172H11V169H10ZM123 172H124V171H123ZM189 172H190V170H189ZM200 172H201V171H200ZM200 172H199V173L196 172V173H197V174H200ZM225 172H226V171H225ZM246 172H247V171H246ZM187 173H188V171H187ZM191 173H192V172H191ZM193 173H195V171H194ZM193 173H192V174H193ZM201 173H202V172H201ZM229 173H230V172H229ZM115 174H116V173H115ZM192 174H191L190 177H192V176L194 175V174H193V175H192ZM231 174H232V173H231ZM48 175H49V174H48ZM51 175H52V173H51ZM51 175H50V176H51ZM123 175H124V174H123ZM151 175H152V174H151ZM195 175H196V174H195ZM225 175H226V174H225ZM225 175H224V176H225ZM254 175H255V174H254ZM256 175H257V173H256ZM97 176H99V175H97ZM137 176H138V175H137ZM145 176H146V175H145ZM149 176H150V175H149ZM188 176H189V173H188ZM199 176H201V174H200ZM224 176H223V177H224ZM230 176H231V175H230ZM258 176H259V175H258ZM52 177H54V176H52ZM138 177H139V176H138ZM146 177H147V176H146ZM150 177H152V176H150ZM150 177H149V178H150ZM166 177H167V176H166ZM201 177H202V176H201ZM240 177H241V176H240ZM75 178H76V177H75ZM90 178H91V177H90ZM95 178H96V177H95ZM98 178H99V177H98ZM122 178H123V177H122ZM169 178H170V177H169ZM178 178H180V177H178ZM215 178H216V177H215ZM238 178H239V177H238ZM241 178H242V177H241ZM55 179H57V178H54V180H55ZM86 179H87V177H86ZM118 179H119V178H118ZM145 179H146V178H145ZM151 179H152V178H150V179H148V180H151ZM161 179H163V181H164V180H166L167 178H161ZM183 179H184V178H183ZM221 179H223V178H221ZM76 180H78V179H76ZM100 180H101V179H100ZM122 180H123V179H122ZM154 180H155V179H153L152 181H154ZM173 180H176V179L173 178ZM180 180H181V178H180ZM202 180L204 181V179H202ZM214 180H218V178H217V179H214ZM219 180H220V179H219ZM224 180H225V179H224ZM243 180H244V179H243ZM249 180H251V179H249ZM257 180H258V179H257ZM56 181H57V180H56ZM74 181H75V180H74ZM89 181H90V179H89ZM91 181H92V180H91ZM145 181H146V180H145ZM156 181H157V180H156ZM160 181H161V180H160ZM163 181H162V182H163ZM170 181H171V179H170ZM170 181H168V182H170ZM181 181H182V180H181ZM262 181H264V180H262ZM97 182H98V181H97ZM127 182H128V181H127ZM138 182H140V180H139ZM157 182H158V181H157ZM194 182H195V181H194ZM206 182H207V181H206ZM225 182H226V181H225ZM61 183H62V182H61ZM75 183H76V182H75ZM87 183H88V182H87ZM145 183H148V182H145ZM159 183H160V182H159ZM195 183H196V182H195ZM222 183H223V182H222ZM242 183H243V182H242ZM248 183H249V181H248ZM259 183H260V182H259ZM261 183H262V182H261ZM133 184H134V182H133ZM133 184H132V185H133ZM140 184H141V183H140ZM154 184H155V183H154ZM161 184H162V183H161ZM163 184H165V182H164ZM163 184H162V186H163ZM179 184H180V183H179ZM179 184H178V185H179ZM216 184H217V183H216ZM249 184H251V183H249ZM254 184H255V183H254ZM257 184H258V182H257ZM263 184H264V183H263ZM65 185H66V184H65ZM173 185H176V183H174ZM173 185H172V186H173ZM178 185H177V186H178ZM195 185H196V184H195ZM239 185H240V184H239ZM59 186H60V185H59ZM89 186H90V185H89ZM94 186H95V185H94ZM107 186H108V185H107ZM146 186H147V185H146ZM146 186H145V187L143 186L144 189H146ZM160 186H161V185H160ZM162 186H161V187H162ZM165 186H166V185H165ZM167 186H168V185H167ZM248 186H250V185H248ZM143 187H142V188H143ZM152 187H153V186H152ZM163 187H164V186H163ZM45 188H46V187H45ZM170 188H172L171 185H170ZM176 188H177V187H176ZM245 188H246V185H245ZM248 188H249V187H248ZM250 188L252 189V187H250ZM258 188H259V187H258ZM73 189H75V187H74ZM97 189H99V188H97ZM159 189H160V187H159ZM159 189L157 188V190H159ZM251 189H250V190H251ZM140 190H141V187H140ZM160 190H161V189H160ZM62 191H63V190H62ZM66 191H67V190H66ZM68 191H69V190H68ZM73 191H74V190H73ZM73 191L71 190V192H73ZM141 191H142V190H141ZM155 191H156V190H155ZM161 191H162V190H161ZM163 191H165V190H163ZM22 192H23V191H22ZM63 192H64V191H63ZM132 192H133V191H132ZM134 192H135V191H134ZM137 192H139V191L137 190L135 193H137ZM146 192H147V189H146ZM168 192H169V191H168ZM173 192H174V190H173ZM170 193H171V192H170ZM240 193H241V192H240ZM246 193H247V192H246ZM37 194H38V193H37ZM41 194H42V193H41ZM50 194H51V193H50ZM63 194H65V193H63ZM63 194H62V195H63ZM68 194H69V193H68ZM137 194H138V193H137ZM158 194H159V192H158ZM164 194H165V193H164ZM242 194H243V193H242ZM255 194H256V193H255ZM14 195H15V194H14ZM135 195H136V194H134V196H135ZM166 195H167V194H166ZM175 195H177V194H175ZM256 195H257V194H256ZM259 195H260V194H259ZM21 196H22V195H21ZM25 196H26V195H25ZM25 196H23V197H25ZM27 196H28V194H27ZM50 196H51V195H50ZM158 196H159V195H158ZM238 196H239V195H238ZM240 196H241V195H240ZM244 196H246V195H244ZM248 196L250 197L251 195H248ZM248 196H247V197H248ZM263 196H264V195H263ZM138 197H139V196H138ZM152 197H153V196H152ZM155 197H156V196H155ZM230 197H231V196H230ZM232 197H233V196H232ZM235 197H236V196H235ZM241 197H242V196H241ZM257 197H258V196H257ZM26 198H29V200H27V203H31V202H30V201H32V200H30L31 197H26ZM168 198H169V197H167V199H168ZM174 198H175V196H174ZM176 198H177V197H176ZM12 199H14V198H12ZM12 199H11V200H12ZM16 199H17V198H16ZM20 199H21V198H20ZM20 199H17V200H20ZM109 199H110V198H109ZM156 199H157V198H156ZM231 199H232V198H231ZM241 199H242V198H241ZM243 199H247V200H248V198H243ZM243 199H242V200H243ZM252 199H254V198H252ZM252 199H251V200H252ZM256 199H258V198H256ZM24 200H25V199H24ZM24 200H23V202H24ZM56 200H57V199H56ZM68 200H69V202L71 201V199H69V198H68ZM165 200H166V199H165ZM168 200H170V199H168ZM172 200H173V199H172ZM215 200H216V199H215ZM242 200H240V201L242 202ZM247 200H245V204H246ZM49 201H50V200H49ZM58 201H59V200H58ZM170 201H171V200H170ZM176 201H177V200H176ZM221 201H222V199H221ZM243 201H244V200H243ZM262 201H263V200H262ZM10 202L12 203V201H10ZM25 202H26V200H25ZM32 202H33V201H32ZM123 202H124V204H125V201H123ZM217 202H218V200H217ZM1 203H2V202H0V204H1ZM14 203H15V201H14L12 204H14ZM18 203H19V202H18ZM21 203H22V202H21V200H20L19 206H18L17 204H16V205H17L18 207H20V205L23 204V203H22V204H21ZM43 203H44V202H43ZM174 203H175V201H174ZM176 203H177V202H176ZM208 203H209V202H208ZM224 203H225V202H224ZM224 203H223V204H224ZM235 203H236V202H235ZM243 203H244V202H243ZM31 204H32V203H31ZM38 204H39V203H38ZM44 204H47V203H44ZM54 204H56V203H54ZM66 204H67V203H66ZM70 204H71V203H70ZM189 204H190V203H189ZM189 204H188V205H189ZM217 204H219V203H217ZM217 204L215 203L214 205H217ZM226 204H227V203H226ZM245 204H244V205H245ZM261 204H264V201H263V203H261ZM2 205H3V204H2ZM170 205H173V202H172V204H170ZM203 205H204V204H203ZM212 205H213V204H212ZM219 205H221V204H219ZM238 205H239V203H238ZM238 205H237V206H238ZM258 205L260 206V204H258ZM3 206H4V205H3ZM3 206H2V207H3ZM13 206H14V205H12V211H11V212H9V210H8V208H7V212H9L8 215H9V214L11 215V214L13 213V211L16 209V208H15V209L13 210V208H14ZM24 206H25V205H24ZM24 206H23V208L26 209L27 206H26V207H24ZM56 206H57V205H56ZM207 206H208V205H207ZM227 206H228V205H227ZM231 206H232V205H231ZM237 206H236V207H237ZM256 206H257V205H256ZM18 207H17V208H18ZM28 207L30 208V206H28ZM31 207H32V206H31ZM45 207H48V205H46ZM123 207H124V206H123ZM172 207H173V206H171V209L173 210L174 207H173V208H172ZM204 207L207 208V207H206V204H205ZM221 207H222V206H221ZM247 207H250V206L247 205ZM247 207H246V208H247ZM260 207L262 208V206H260ZM3 208H6V207L4 206ZM209 208H210V207H209ZM224 208H225V207H224ZM228 208H229V207H228ZM230 208L232 209V207H230ZM243 208H245V207H243ZM263 208H264V207H263ZM32 209L34 210V208H31V210H32ZM40 209H41V208H40ZM161 209H163V207H162ZM169 209H170V208H169ZM175 209H176V208H175ZM190 209H191V208H190ZM192 209L195 210L194 208H192ZM192 209H191V211H192ZM207 209H208V208H207ZM231 209H230V210H231ZM252 209H253V208H252ZM259 209H260V208H259ZM1 210H2V209H1ZM31 210H30V211H31ZM46 210H48V209L46 208ZM99 210H101V209H99ZM165 210H166V209H165ZM167 210H168V207H167ZM167 210H166V211H167ZM172 210H171V211H172ZM204 210H205V209H204ZM222 210H223V209H222ZM239 210L241 211V209H239ZM247 210H249V209H247ZM247 210H246V211H247ZM256 210H257V209H256ZM262 210H263V209H262ZM262 210H260L261 213H262ZM23 211H24V210H23ZM41 211H42V210H41ZM54 211L56 212V210H54ZM62 211H63V210H62ZM161 211H162V210H161ZM168 211H169V210H168ZM188 211H189V210H187V212H188ZM195 211H196V210H195ZM217 211H218V210H217ZM223 211H224V210H223ZM231 211H232V210H231ZM237 211H238V210H237ZM243 211H244V209H243ZM2 212L4 213V210H3ZM26 212H28V211H26ZM26 212L24 213V215L27 214ZM48 212H50V211H48ZM48 212H47L46 214H48ZM91 212H92V211H91ZM99 212H100V211H99ZM176 212H177V211H175V213H176ZM202 212H203V211H202ZM215 212H216V211H215ZM225 212H226V211H225ZM232 212H234V211H232ZM235 212H236V211H235ZM263 212H264V211H263ZM17 213H18V209H17V211L15 212V214L17 215ZM29 213H30V212H29ZM62 213H63V212H62ZM172 213H173V211H172ZM177 213H178V212H177ZM179 213H180V211H179ZM190 213H191V212H190ZM193 213H195V212H193ZM207 213H208V212H207ZM227 213H228V212H227ZM236 213H237V212H236ZM239 213H240V212H239ZM239 213H238V214H239ZM244 213H246V212L244 211L243 214H244ZM5 214H6V213H5ZM13 214H14V213H13ZM19 214H20V213H19ZM42 214H43V211H42ZM56 214L58 215L59 213L56 212ZM69 214H70V216H71V213H69ZM166 214H167V213H166ZM234 214H235V213H234ZM238 214H236L235 216H237ZM241 214H242V212H241ZM247 214H248V213H247ZM255 214H258V213H255ZM6 215H7V214H6ZM6 215H4V216H6ZM10 215H9V216H10ZM22 215H23V214H22ZM22 215H21V217H22ZM29 215H31V213H30ZM29 215H27V216H29ZM43 215H44V214H43ZM175 215H176V214H175ZM175 215H174V218H175ZM180 215H181V213H180ZM188 215H189V214H188ZM196 215H197V214H196ZM263 215H264V214H263ZM11 216H12V215H11ZM31 216H32V215H31ZM63 216H64V215H63ZM67 216H68V215H67ZM67 216H66V217H67ZM181 216H182V215H181ZM191 216H192V215H191ZM193 216H194V215H193ZM241 216H242V215H241ZM241 216H240V217H241ZM0 217H1V216H0ZM12 217H13V216H12ZM18 217H20V216H18ZM45 217H46V216H45ZM123 217H124V216H123ZM126 217H127V216H126ZM182 217H183V216H182ZM196 217H197V216H196ZM199 217H200V216H199ZM218 217H219V216H218ZM14 218H15L16 221H20V220H18V219L16 218V216H14ZM26 218H27L28 220H31V219H29V217H26ZM26 218L24 219V223H26V222H25V221H26ZM30 218H31V217H30ZM32 218H33V217H32ZM165 218H166V217H165ZM188 218H189V216H188ZM210 218H211V216H210ZM236 218H237V217H236ZM262 218H263V220H264V217H262ZM6 219H7V218H6ZM33 219H34V218H33ZM55 219H57V218H55ZM70 219H71V218H70ZM105 219H107V218H105ZM169 219H170V218H169ZM181 219H182V218H181ZM216 219H217V218H216ZM0 220H2V219L0 218ZM4 220H5V219H3V221H0V222H2V223H3V222H5V223L7 222V223H8V221H9L8 224L12 223V222H10V221H11L10 218H9V220L7 219L8 221H6V220L4 221ZM124 220H125V218H124ZM128 220H129V219H128ZM137 220H138V219H137ZM236 220H237V219H236ZM242 220H245V218H242ZM13 221H14V220H13ZM53 221H54V220H53ZM53 221H51V222H53ZM57 221H58V219H57ZM57 221H56V222H57ZM100 221H101V220H100ZM129 221L131 222V220H129ZM129 221H127V223H128ZM169 221H170V220H169ZM187 221H188V220H187ZM193 221H194V219H193ZM237 221H238L239 223H241V222H240L241 219H240V221H239V220H237ZM30 222H33V221L31 220ZM60 222H61V220H60ZM60 222L58 221L57 223L60 225V224H61ZM104 222H105V221H104ZM114 222H116V221H114ZM174 222H176V221H174ZM36 223H37V222H35V223H33V224L36 225ZM127 223H126V224H127ZM253 223H254V222H253ZM3 224H4V223H3ZM12 224H14V223H12ZM17 224H18V222L16 223V227H15V225L13 226V227H14V230H13L12 226L10 225V226H11L10 228H12V230H13L14 232H13L12 230H11V232L8 231V232H10V234L13 233V236H14V237H12V239L14 240V238H15L16 241L18 240V238H20V231H19V232H17L18 230L16 231V229H17V227H18ZM58 224H57V225H58ZM114 224H115V223H114ZM168 224H169V223H168ZM189 224H190V223H189ZM241 224H242V223H241ZM27 225H28V223L26 224V226H27ZM38 225H39V223H37V227H38ZM40 225H41V224H40ZM40 225H39V227H40ZM42 225H43V224H42ZM47 225H48V224H47ZM49 225H50V224H49ZM54 225L57 226L56 224H54ZM247 225H248V224H247ZM263 225H264V224H263ZM3 226H4V225H3ZM52 226H53V224L51 225V228H52ZM75 226H76V225H75ZM126 226L128 227V225H126ZM169 226H171V224H169L167 228H169ZM33 227H34V225L32 226V228H33ZM46 227H47V226H46ZM53 227H54V226H53ZM63 227H64V226H63ZM15 228H16V229H15ZM51 228H50V229H51ZM109 228H110V227H109ZM111 228H112V227H111ZM157 228H158V227H157ZM164 228H165V227H164ZM173 228H174V227H173ZM176 228H177V227H176ZM239 228H240V227H239ZM239 228H238V229H239ZM244 228H245V227H244ZM258 228H259V226H258ZM4 229H5V228H3V231H4ZM6 229H7V228H6ZM19 229H20V228H19ZM25 229H28V228L25 227ZM34 229L37 231L36 226H35ZM39 229H40V228H39ZM43 229H44V227H43ZM47 229H48V228H47ZM130 229H131V228H130ZM177 229L179 230V228H177ZM45 230H46V229H45ZM45 230H44V231H45ZM161 230H162V229H161ZM161 230H160V231H161ZM163 230H164V229H163ZM168 230H169V229H168ZM174 230H175V229H174ZM174 230H173V232H174ZM240 230H241V229H240ZM256 230H257V229H256ZM259 230H260V229H259ZM261 230H263V229H261ZM261 230H260V231H261ZM30 231H32V229H30ZM156 231H157V230H156ZM156 231H155V234L157 233ZM228 231H229V229H228ZM242 231H243V229H242ZM247 231H248V229H246V232H247ZM263 231H264V230H263ZM28 232H29V230H28ZM32 232H34V233L32 234V233L30 232V235H31V234L34 235V234H36V233H37V235H38L40 231H37L36 233H35V231H32ZM75 232H77V231H75ZM150 232H151V231H150ZM255 232H256V231H255ZM258 232H259V231H258ZM147 233H148V232H147ZM151 233H152V232H151ZM151 233H150V235H151ZM161 233H162V232H160V234H161ZM163 233H164V232H163ZM40 234H41V233H40ZM40 234H39V236H40ZM148 234H149V233H148ZM158 234H159V233H158ZM238 234H239V232H238ZM238 234H237V235H238ZM260 234H262V231H261ZM41 235H42V234H41ZM156 235H157V234H156ZM241 235H242V234H241ZM244 235H245V234H244ZM258 235H259V234H258ZM11 236H12V235H11ZM25 236H27V235H25ZM153 236L155 237V235H152L151 237H153ZM254 236H255V235H253V237H254ZM120 237H121V236H120ZM125 237L128 238L127 236H125ZM129 237L131 238V236H129ZM154 237H153V238H154ZM1 238H2V235H0V240H1ZM27 238H28V237H27ZM29 238H30V237H29ZM130 238H129V239H130ZM242 238H243V237H242ZM259 238H260V236H259ZM5 239H6V238H4V241H5ZM20 239H23V238H20ZM37 239H38V238H37ZM100 239H101V238H100ZM117 239H118V238H117ZM215 239H216V238H215ZM244 239H245V238H244ZM247 239H248V238H247ZM256 239H257V238H256ZM34 240H35V239H34ZM53 240H55V239H53ZM79 240H80V239H79ZM79 240H78V241H79ZM94 240H95V239H94ZM114 240H115V239H114ZM130 240H131V239H130ZM146 240H147V238H146ZM148 240H149V239H148ZM218 240H219V239H218ZM221 240H222V239H221ZM241 240H242V239H241ZM248 240H251V239L249 238ZM248 240H246L245 242H247ZM252 240H253V239H252ZM19 241H20V240H19ZM55 241H56V240H55ZM64 241H65V240H64ZM66 241H67V240H66ZM103 241H104V240H103ZM119 241H120V240H119ZM125 241H127V240H125ZM238 241H239V240H238ZM243 241H244V240H242V242H243ZM2 242H3V241H2ZM11 242H15V240H14V241H11ZM32 242H33V241H32ZM62 242H63V241H62ZM70 242H71V241H70ZM121 242H123V241H121ZM127 242H128V241H127ZM130 242H131V241H130ZM214 242H215V241H214ZM218 242L221 243L220 240H219ZM252 242H253V241H252ZM252 242L250 241L249 243H252ZM25 243H26V242H25ZM55 243H56V242H55ZM57 243H58V242H57ZM66 243H67V242H66ZM71 243H72V242H71ZM138 243H139V242H138ZM216 243H217V242H216ZM239 243H240V241H239ZM239 243H238V244H239ZM15 244H16V243H15ZM17 244H18V243H17ZM17 244H16V245H17ZM19 244H20V243H19ZM123 244H125V242H123ZM123 244H122V245H123ZM126 244L128 245V243H126ZM140 244H141V243H140ZM205 244H206V243H205ZM238 244H237V245H238ZM241 244H242V243H241ZM252 244H253V243H252ZM257 244H258V243H257ZM263 244H264V243H263ZM36 245H37V246L39 245V244H38V241H36V243L34 244L35 247H36ZM41 245H42V244H41ZM53 245H54V244H53ZM53 245H52V246H53ZM58 245H60V244L58 243ZM85 245H86V244H85ZM93 245H94V244H93ZM122 245H121V246H122ZM244 245H245V244H244ZM0 246L3 248L2 245H0ZM17 246H18V245H17ZM65 246L67 247V245H65ZM100 246H101V244H100ZM103 246H104V245H103ZM128 246H129V245H128ZM131 246H132V245H131ZM133 246H134V245H133ZM137 246H138V244H137ZM234 246H235V245H234ZM234 246H233V244H232L231 249H232V247H234ZM259 246H260V245H259ZM1 247H0V249H2ZM13 247H14V246H13ZM55 247H56V246H55ZM82 247H83V246H82ZM125 247H126V245H125ZM134 247H135V246H134ZM242 247H243V246H242ZM260 247H261V249H262V245H261ZM260 247H259V248H260ZM263 247H264V246H263ZM56 248H59V247H56ZM79 248H80V247H79ZM120 248H121V247H119V249H120ZM128 248H129V247H128ZM132 248H133V247H132ZM20 249H21V247H20ZM33 249H34V252H36V250H35L34 247H33ZM59 249H60V248H59ZM59 249H58V250H59ZM70 249H71V248H70ZM77 249H78V248H77ZM84 249H85V248H83V250H84ZM98 249H99V248H98ZM210 249H211V248H210ZM233 249H234V248H233ZM233 249H232V250H233ZM239 249H240V248H239ZM261 249H260V250H261ZM71 250H72V249H71ZM89 250H90V249H89ZM109 250H110V249H109ZM111 250H112V249H111ZM111 250H110V251H111ZM126 250H127V249H126ZM129 250H130V249H129ZM131 250H132V249H131ZM247 250H249V248H248ZM19 251H20V250H19ZM49 251H50V250H49ZM49 251H48V252H49ZM60 251H65V252H66L67 250H66V249H64V250L60 249ZM80 251H82V250H79L78 252H80ZM84 251H87V248H86V250H84ZM116 251H118V248H116L115 253H117ZM119 251H120V250H119ZM121 251H122V250H121ZM10 252H12V251H10ZM54 252H55V251L53 250V253H54ZM76 252H77V251H76ZM88 252H89V251H88ZM91 252H92V251H91ZM111 252H112V251H111ZM208 252H209V251H208ZM210 252H212V251H210ZM210 252H209V253H210ZM253 252H254V250H253ZM8 253H9V252H8ZM8 253H7V254H8ZM17 253H18V252H17ZM98 253H99V252H98ZM98 253H95V254H94V258H95L96 255H99ZM127 253H128V252H127ZM255 253H256V252H255ZM260 253H261V251H260ZM50 254H51V253H50ZM54 254H55V253H54ZM86 254H87V253H86ZM247 254H249V253L247 252ZM10 255H11V254H9V256H10ZM51 255L53 256V254H51ZM51 255H50V257H51ZM204 255H205V254H204ZM252 255H253V254H252ZM44 256H45V255H44ZM48 256H49V255H48ZM59 256H60V255H59ZM59 256L57 255L56 259H57ZM88 256H89V253H88L87 257H88ZM99 256H100V255H99ZM104 256H105V255H104ZM111 256H112V255H111ZM30 257H31V256H29V258H30ZM100 257H101V256H100ZM26 258H28V256H27ZM66 258H67V256H66ZM76 258H78V256H77ZM76 258H75V259H76ZM91 258H92V256H91ZM91 258L89 257V259H91ZM31 259H32V258H30V260H29L28 262H30ZM59 259H60V257H59ZM113 259H114V258H113ZM113 259H112V260H113ZM63 260H65V259L63 258ZM80 260H81V259L78 258V261H76V262H79ZM85 260H86V259H85ZM91 260H92V259H91ZM93 260H94V259H93ZM128 260H129V259H128ZM32 261H33V260H32ZM81 261H82V260H81ZM89 261H90V260H89ZM126 261H127V260H126ZM241 261H243V260H241ZM25 262H26V260H25ZM28 262H27V263H28ZM56 262H57V261H56ZM58 262H59V261H58ZM58 262H57V264H60V263H58ZM60 262H64V261H60ZM65 262H66V260H65ZM217 262H219V261H217ZM30 263H31V264H34V263H32V262H30ZM28 264H29V263H28ZM54 264H55V263H54ZM65 264H66V263H65ZM77 264H78V263H77ZM80 264H82V263H80ZM90 264H93V262L91 263V261H90ZM216 264H217V263H216Z\"/></svg>", "mask_w": 264, "mask_h": 264}]
</instances>
